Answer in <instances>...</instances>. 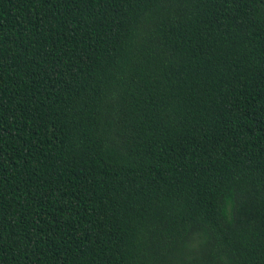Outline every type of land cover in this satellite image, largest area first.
Masks as SVG:
<instances>
[{"label":"trees","instance_id":"1","mask_svg":"<svg viewBox=\"0 0 264 264\" xmlns=\"http://www.w3.org/2000/svg\"><path fill=\"white\" fill-rule=\"evenodd\" d=\"M0 264H264V0H0Z\"/></svg>","mask_w":264,"mask_h":264}]
</instances>
